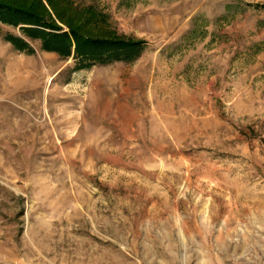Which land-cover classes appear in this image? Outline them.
I'll return each mask as SVG.
<instances>
[{
    "label": "rangeland",
    "instance_id": "rangeland-1",
    "mask_svg": "<svg viewBox=\"0 0 264 264\" xmlns=\"http://www.w3.org/2000/svg\"><path fill=\"white\" fill-rule=\"evenodd\" d=\"M68 2L145 47L0 23V264H264V0Z\"/></svg>",
    "mask_w": 264,
    "mask_h": 264
},
{
    "label": "trees",
    "instance_id": "trees-1",
    "mask_svg": "<svg viewBox=\"0 0 264 264\" xmlns=\"http://www.w3.org/2000/svg\"><path fill=\"white\" fill-rule=\"evenodd\" d=\"M0 23L24 26L23 34L39 39L43 51L56 53L64 60L72 58L76 62L75 71L94 65L133 62L145 47L144 41L118 35L94 7L78 9L68 0H0ZM6 40L18 51L31 52L19 37L7 35Z\"/></svg>",
    "mask_w": 264,
    "mask_h": 264
}]
</instances>
